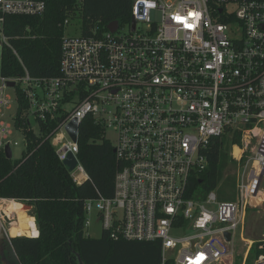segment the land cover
I'll list each match as a JSON object with an SVG mask.
<instances>
[{"label":"built area","instance_id":"1","mask_svg":"<svg viewBox=\"0 0 264 264\" xmlns=\"http://www.w3.org/2000/svg\"><path fill=\"white\" fill-rule=\"evenodd\" d=\"M44 11L41 0H0L1 48L23 68L20 76L0 73V149L9 145L7 91L14 89L16 110L25 107L32 131L30 120L53 125L47 138L60 162L76 159L70 173L80 184L79 175L87 176L77 159L78 132L90 117L104 135L116 133L120 167L111 197L85 201V229L94 214L111 240L158 242L162 264H233L235 239L249 247L245 217L257 207L264 179V0H131L130 20L115 32L84 35L80 25L79 35L63 34L59 76L37 79L3 22ZM225 134L240 137L230 149L235 200L217 202L214 192L186 197L189 177L205 170L212 142ZM9 201L0 198V240L9 239L16 218L6 210ZM255 264H264V255Z\"/></svg>","mask_w":264,"mask_h":264},{"label":"trees","instance_id":"2","mask_svg":"<svg viewBox=\"0 0 264 264\" xmlns=\"http://www.w3.org/2000/svg\"><path fill=\"white\" fill-rule=\"evenodd\" d=\"M41 1L45 4L42 15L5 16L3 22V34L32 78L59 76L60 44L66 19L78 18L84 35H91L90 30L95 28L98 33H105L110 23L117 22L122 27L130 20L131 0ZM0 73L4 77L23 75L17 58L6 48L1 53ZM24 108L18 106L15 115L16 126L25 136L21 159L12 162L0 149V198L32 206L38 227L31 238L10 240L18 263L162 264L158 242L111 240L104 231L99 239L85 235V201L111 197L114 176L120 167L102 126L90 117L80 124L77 159L87 179L76 184L47 138L53 125L38 123L35 133L25 121ZM233 145H240L238 135L225 134L212 142L206 153L205 170L189 177L186 197L203 199L217 187L227 168L236 169V162L230 156ZM230 177L234 176L226 178ZM261 255H264V241H256L248 250L244 264H254ZM242 260L236 258L234 264H241Z\"/></svg>","mask_w":264,"mask_h":264},{"label":"rangeland","instance_id":"3","mask_svg":"<svg viewBox=\"0 0 264 264\" xmlns=\"http://www.w3.org/2000/svg\"><path fill=\"white\" fill-rule=\"evenodd\" d=\"M154 17V16H153ZM79 28H80V21L78 18H74L70 21V23L65 27L64 34L70 35V36H76L79 35ZM121 33H126L127 29L126 27H123V30H120ZM0 41H1V35H0ZM1 44H0V54H1ZM7 94L12 100V107L9 112H7L6 116H8V119L6 120L7 123L11 126V135L9 136V148L11 151V160L12 162L19 161L22 157V153L25 150V136L23 132L16 129L14 127V123L12 121V116L15 114L16 111V92L14 89H9L7 91ZM30 127L36 131V123L34 120H30ZM105 139L108 140L112 145L116 143V133L112 130H107L105 132ZM236 169H230L227 168L218 183L217 187L212 191L216 195V201L217 202H228V201H234L236 197V188H235V175H236ZM228 176H234L233 178H226ZM261 190H264V179H262V185ZM197 194V193H196ZM19 203V202H18ZM21 204V202H20ZM23 205V204H22ZM26 208V215L30 216L34 219V222L31 226V236L34 235L35 229L38 227L34 218V210L33 207L30 205H23ZM247 214V213H246ZM87 220H89V226L84 230L86 237L90 239H99L102 235V228L100 222L97 220L96 215H88ZM17 221V216L12 221L11 224L15 223ZM174 236H179V233H172ZM263 235V237H261ZM10 237V236H9ZM22 237V236H21ZM243 237L245 240H248L252 242V244L255 241H264V204L257 208L256 210H251L248 212L247 216L245 217V223H244V230H243ZM257 241V242H258ZM8 242L3 238L0 240V262L2 264H13V257L10 255V253L7 251ZM235 245H236V253H235V259L236 258H242L246 255L247 252V246L243 245L239 238L237 237L235 239ZM247 256V255H246ZM255 264V262H254Z\"/></svg>","mask_w":264,"mask_h":264},{"label":"bare ground","instance_id":"4","mask_svg":"<svg viewBox=\"0 0 264 264\" xmlns=\"http://www.w3.org/2000/svg\"><path fill=\"white\" fill-rule=\"evenodd\" d=\"M234 153L237 154V149L234 150ZM6 210L10 214H15L17 216V221L12 224L9 228L8 234L10 237H32L31 236V226L34 222V219L26 215V208L18 202L9 201L6 204Z\"/></svg>","mask_w":264,"mask_h":264},{"label":"water","instance_id":"5","mask_svg":"<svg viewBox=\"0 0 264 264\" xmlns=\"http://www.w3.org/2000/svg\"><path fill=\"white\" fill-rule=\"evenodd\" d=\"M117 28H118L117 22H112V23H110L108 25L107 31H109L110 33H113V32H115L117 30ZM8 85L10 87L13 86V84H11V83L8 84ZM76 129H77V126L75 124H70V126L68 127V132H69L71 138L73 139V141H76L77 140ZM3 151H4L5 157L10 160L11 159V151H10L9 145H6ZM63 165L67 169L68 172H71L76 167L77 161H76V159L73 156H69L63 162ZM38 235H39V233H38ZM224 237H225L226 241H229V235L226 234ZM12 238H15V237H9V239L6 240L8 242V244H7V246H8L7 251L13 257V260H12L13 261V264H19L18 261H17L16 255H15V252H14V250L12 249V247L10 245V240ZM29 238H31V237H29Z\"/></svg>","mask_w":264,"mask_h":264},{"label":"crops","instance_id":"6","mask_svg":"<svg viewBox=\"0 0 264 264\" xmlns=\"http://www.w3.org/2000/svg\"><path fill=\"white\" fill-rule=\"evenodd\" d=\"M79 178H82V181H81V182H83V181L86 180V177L83 178L82 175H79ZM255 203H256L257 207L254 208V209H249L248 212L251 211V210H256L257 208L261 207V206L264 204V190H261V189H260L259 194H258V196H257L256 199H255ZM22 204H23V203H22ZM22 204H21V205H22ZM23 205H24V204H23ZM248 212H247V214H248ZM247 214H246V216H247ZM36 231H37V229H35V231H34V232H35L34 235L36 234ZM34 235H33V236H34ZM261 237H263V235H261ZM243 241H245L246 243L249 244V247H248L247 252H246V255H247L248 250L250 249V247H251V245H252V242H250V241H248V240H245L244 237H243ZM257 241H258V240H257ZM254 242H256V241L254 240ZM241 243H242V242H241ZM242 244H243V243H242ZM243 245L246 246L247 244H243ZM235 253H236V252H235ZM246 255L243 257L242 262L245 261ZM233 260H235V256H234V259H233ZM233 264H234V261H233ZM241 264H242V263H241Z\"/></svg>","mask_w":264,"mask_h":264}]
</instances>
